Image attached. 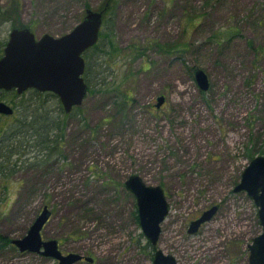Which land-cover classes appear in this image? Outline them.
Returning a JSON list of instances; mask_svg holds the SVG:
<instances>
[{"label": "rangeland", "instance_id": "374dc122", "mask_svg": "<svg viewBox=\"0 0 264 264\" xmlns=\"http://www.w3.org/2000/svg\"><path fill=\"white\" fill-rule=\"evenodd\" d=\"M18 1L19 22L38 36L70 31L88 7L101 10L106 2ZM108 16L122 50L95 80L122 82L132 100L120 112L115 92L89 91L69 118L65 158L20 172L1 230L23 237L47 205L44 238L58 239L64 253L94 258L72 264H153L155 247L147 245L126 186L138 173L162 185L169 203L156 247L178 264H249L247 243L261 230L257 207L233 187L264 137V0H115ZM12 23L0 25L7 39ZM150 39L181 47L170 53L146 46ZM133 44L145 45L144 53ZM197 68L208 76L206 90L194 78ZM212 204L216 212L189 232V222ZM0 264L58 263L7 249Z\"/></svg>", "mask_w": 264, "mask_h": 264}, {"label": "water", "instance_id": "95a60500", "mask_svg": "<svg viewBox=\"0 0 264 264\" xmlns=\"http://www.w3.org/2000/svg\"><path fill=\"white\" fill-rule=\"evenodd\" d=\"M104 11L88 7L84 18L70 31L62 35L44 33L37 36L28 26L15 27L9 33L8 41L0 56V89H15L18 93L35 88L56 93L67 112L73 105H79L87 93L84 78L86 61L84 51L94 45L100 36ZM194 78L202 90L209 86L206 72L197 68ZM164 96H157L156 106ZM14 107L0 100V113L13 114ZM126 186L135 195L139 223L148 242L155 247L153 264H178L172 253H165L156 247L161 232V222L169 211L164 188L160 184H149L138 173L131 174ZM234 191L243 190L257 207V218L261 230L247 243L249 264H264V154H255L243 167ZM218 204H212L189 222L188 231L195 232L216 212ZM51 216V209L45 205L23 237L12 238L21 251H33L51 257L58 264H72L92 256L61 250L59 240L45 239L42 230Z\"/></svg>", "mask_w": 264, "mask_h": 264}, {"label": "trees", "instance_id": "16d2710c", "mask_svg": "<svg viewBox=\"0 0 264 264\" xmlns=\"http://www.w3.org/2000/svg\"><path fill=\"white\" fill-rule=\"evenodd\" d=\"M115 0H106L101 10L105 9L103 27L100 39L85 53L86 70L85 80L89 86L88 92L102 91L105 93L115 92L114 105L120 112H125L127 105L131 102L129 90L122 88V82L109 81L105 75L97 81L95 77L112 66L110 61L116 57L121 48L115 42V32L112 25H109V14ZM19 1L7 6H0V25L13 17L12 27L18 25L30 26L20 23L17 10ZM192 18H187L186 22ZM18 21V22H17ZM10 29V28H9ZM8 29V30H9ZM232 31V29H231ZM230 32V34H232ZM5 36V35H4ZM6 36L0 32V56L3 54L6 44ZM156 46L167 52H176L181 44L177 42L160 43L150 39L146 46ZM140 51L145 45L133 44ZM145 50L141 49L143 54ZM108 65V66H107ZM110 74V73H107ZM0 100H6L15 109L13 114L0 113V221L7 215L12 200V194L16 190V181L22 170L41 169L44 164L50 165L51 161L58 158H65L63 147L66 142V130L69 118L72 113L65 112L62 103L54 92L40 91L30 88L23 93H18L15 89H0ZM79 109V108H78ZM264 112V103H263ZM264 135V134H263ZM262 146L257 151L264 154V137ZM255 151L248 153L249 159L253 157ZM135 219L139 221L137 207ZM147 245H150L147 242ZM7 249L19 250L12 242V237L3 232L0 228V253ZM151 257H152V253Z\"/></svg>", "mask_w": 264, "mask_h": 264}, {"label": "flooded vegetation", "instance_id": "af4514ba", "mask_svg": "<svg viewBox=\"0 0 264 264\" xmlns=\"http://www.w3.org/2000/svg\"><path fill=\"white\" fill-rule=\"evenodd\" d=\"M79 23V22H78ZM21 26H24V25H18V26H15V27H21ZM15 27H11V29H13V28H15ZM28 27H30L32 30H33V28L31 27V26H28ZM11 29H10V31H11ZM10 31H9V33H10ZM34 31V30H33ZM35 32V31H34ZM36 33V32H35ZM67 33V32H66ZM100 34H101V32H100ZM36 35H37V33H36ZM43 35V34H42ZM38 36V35H37ZM8 38H9V35H8ZM99 39H100V36H99ZM7 41H8V39L6 40V43H7ZM99 41V40H98ZM98 41L96 42V43H98ZM95 43V44H96ZM94 44V45H95ZM6 45V44H5ZM94 45H92L91 47H89L88 49H86L85 51H84V53H83V55H84V57H85V53L89 50V49H91L92 47H94ZM5 47V46H4ZM85 61H86V58H85ZM87 63V62H86ZM85 70H86V68H85ZM85 73V72H84ZM84 78H85V76H84ZM86 81V80H85ZM87 83V82H86ZM88 85V84H87ZM88 88H89V86H88ZM41 91V90H40ZM52 92V91H51ZM87 93H88V90H87ZM87 93H86V95H87ZM56 94V93H55ZM57 95V94H56ZM86 95H85V97H86ZM59 97V96H58ZM84 97V98H85ZM60 99V98H59ZM6 101V100H5ZM61 101V100H60ZM83 101H84V99H83ZM8 102V101H7ZM9 103V102H8ZM62 103V102H61ZM83 103V102H82ZM81 103V104H82ZM81 104H79V105H73L72 106V108L68 111V113H72V112H75L76 110H81L80 109V106H81ZM12 105V104H11ZM62 106H63V109H64V111L65 112H67V110L65 109V106H64V104L62 103ZM79 108V109H78ZM136 206H137V203H136ZM138 212V211H137ZM248 255H249V253H248ZM249 263V262H248Z\"/></svg>", "mask_w": 264, "mask_h": 264}]
</instances>
